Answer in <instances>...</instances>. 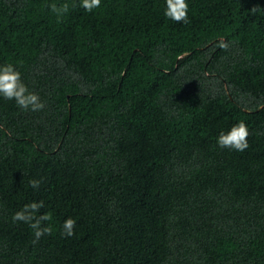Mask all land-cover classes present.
Segmentation results:
<instances>
[{
  "label": "trees",
  "instance_id": "trees-1",
  "mask_svg": "<svg viewBox=\"0 0 264 264\" xmlns=\"http://www.w3.org/2000/svg\"><path fill=\"white\" fill-rule=\"evenodd\" d=\"M186 2L0 0V65L45 104L0 97V264H264V0Z\"/></svg>",
  "mask_w": 264,
  "mask_h": 264
},
{
  "label": "clouds",
  "instance_id": "clouds-1",
  "mask_svg": "<svg viewBox=\"0 0 264 264\" xmlns=\"http://www.w3.org/2000/svg\"><path fill=\"white\" fill-rule=\"evenodd\" d=\"M101 0H79V6L87 12H92L99 8ZM74 7L76 5H73ZM51 11L61 18L69 11V4L63 3L57 6L55 3L49 5ZM250 12L256 14L257 12L264 13V9L260 7H253ZM164 15L177 22L188 23V4L186 0H166V8ZM227 47V45H221ZM0 97L7 100H14L15 103L25 111H39L45 107L44 102L35 92L29 91L27 85L21 79V73L11 63L0 65ZM249 130L247 125L243 122H237L232 125L227 131H221L216 139V143L220 148H229L238 152H243L248 148ZM40 181L30 180L29 186L33 189H38ZM43 207V201H34L23 206V208L13 214V221H21L29 224L34 230L35 239L33 243L38 242L42 235H50L51 227H41L43 221L52 219L48 213L40 214V208ZM76 220L68 217L62 224V235L72 236Z\"/></svg>",
  "mask_w": 264,
  "mask_h": 264
}]
</instances>
